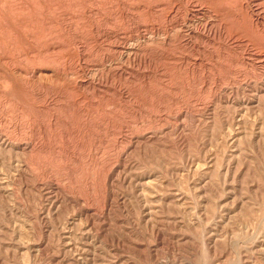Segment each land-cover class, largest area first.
Returning a JSON list of instances; mask_svg holds the SVG:
<instances>
[{"label": "rangeland", "instance_id": "obj_1", "mask_svg": "<svg viewBox=\"0 0 264 264\" xmlns=\"http://www.w3.org/2000/svg\"><path fill=\"white\" fill-rule=\"evenodd\" d=\"M263 16L0 0V264H264Z\"/></svg>", "mask_w": 264, "mask_h": 264}, {"label": "bare ground", "instance_id": "obj_2", "mask_svg": "<svg viewBox=\"0 0 264 264\" xmlns=\"http://www.w3.org/2000/svg\"><path fill=\"white\" fill-rule=\"evenodd\" d=\"M253 8H254V6H253ZM262 8H263V7H262ZM262 8H261V9H262ZM256 10H257V9H256ZM259 10H260V9H259ZM259 10H258V11H259ZM255 12L258 13L257 11H255ZM261 13H262V12H261ZM259 14H260V13H259ZM262 15H263V14H262ZM259 16H260V15H259ZM263 17H264V16H263ZM213 38H214V37H213ZM245 51H246V50H245ZM245 51H244V52H245ZM247 51H249V50H247ZM250 52H252V51H250ZM260 53H261V52H260ZM263 55H264V54H263ZM240 57H241V56H240ZM253 57H254V56H253ZM192 58H193V57H192ZM231 58H232V57H231ZM252 59H253V58H252ZM257 61H258V62H259V61H262V59L260 58V59L257 60ZM136 65H137V64H136ZM254 65H255V63H254ZM262 65H263V64H262ZM256 66H258V65H256ZM260 76H261V75H260ZM263 80H264V79H263ZM263 80H262V81H263ZM249 82H250V81H249ZM69 104H70V103H69ZM253 106H254V105H253ZM185 114H186V113H185ZM75 118H76V117H75ZM85 127H86V126H85ZM0 134H1V133H0ZM113 171H114V170H113ZM108 176H109V175H108ZM145 183H146V182H145Z\"/></svg>", "mask_w": 264, "mask_h": 264}]
</instances>
